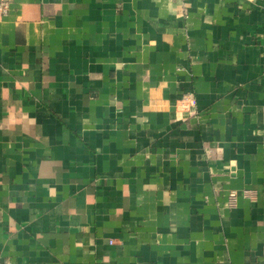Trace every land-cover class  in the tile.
<instances>
[{
    "label": "crops",
    "instance_id": "0c3cea01",
    "mask_svg": "<svg viewBox=\"0 0 264 264\" xmlns=\"http://www.w3.org/2000/svg\"><path fill=\"white\" fill-rule=\"evenodd\" d=\"M9 2L0 262L264 264V0Z\"/></svg>",
    "mask_w": 264,
    "mask_h": 264
},
{
    "label": "built area",
    "instance_id": "2783aa9c",
    "mask_svg": "<svg viewBox=\"0 0 264 264\" xmlns=\"http://www.w3.org/2000/svg\"><path fill=\"white\" fill-rule=\"evenodd\" d=\"M10 2L9 0H0V19L9 15ZM235 196V195H232ZM0 264H2L0 262Z\"/></svg>",
    "mask_w": 264,
    "mask_h": 264
}]
</instances>
